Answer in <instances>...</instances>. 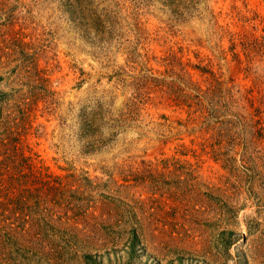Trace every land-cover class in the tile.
Here are the masks:
<instances>
[{
  "label": "rangeland",
  "instance_id": "rangeland-1",
  "mask_svg": "<svg viewBox=\"0 0 264 264\" xmlns=\"http://www.w3.org/2000/svg\"><path fill=\"white\" fill-rule=\"evenodd\" d=\"M0 264H264V0H0Z\"/></svg>",
  "mask_w": 264,
  "mask_h": 264
}]
</instances>
